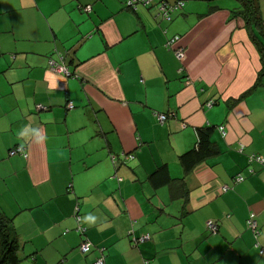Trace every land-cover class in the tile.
<instances>
[{"label": "crops", "instance_id": "crops-1", "mask_svg": "<svg viewBox=\"0 0 264 264\" xmlns=\"http://www.w3.org/2000/svg\"><path fill=\"white\" fill-rule=\"evenodd\" d=\"M127 1L0 0V210L21 264H264V0L255 22L244 0H184L172 21ZM210 126L215 154L184 174Z\"/></svg>", "mask_w": 264, "mask_h": 264}, {"label": "trees", "instance_id": "trees-1", "mask_svg": "<svg viewBox=\"0 0 264 264\" xmlns=\"http://www.w3.org/2000/svg\"><path fill=\"white\" fill-rule=\"evenodd\" d=\"M244 1L246 3H244V8L243 10L240 11V14L243 16L244 20H247L249 18V19H253V21L255 22L257 20V15L255 11L256 5L254 3V0H244ZM129 10H133V9L129 8ZM257 42L259 44V48L262 54V71L258 75L255 86L261 84L264 86V42L261 40L260 42L257 40ZM69 72H70L69 76L75 75L73 72L71 71ZM219 126L217 127L218 130H219ZM212 132H213V127L211 126L203 127L199 129L197 131V139H196L197 142L194 148L190 149L189 151L179 156V162L184 169V174L188 173L197 164L206 160L209 156H213L215 154L214 143L211 139ZM150 180L152 185H154L155 187L166 183L168 184L170 183L169 181L172 179L169 173L167 172L166 168H162L156 171L155 173H153L150 177ZM19 252H20V241L17 234L15 233L12 220L0 210V264H21L22 258ZM87 253H83V254H87Z\"/></svg>", "mask_w": 264, "mask_h": 264}, {"label": "built area", "instance_id": "built-area-1", "mask_svg": "<svg viewBox=\"0 0 264 264\" xmlns=\"http://www.w3.org/2000/svg\"><path fill=\"white\" fill-rule=\"evenodd\" d=\"M126 5L128 8L133 9V10H135L139 5L147 7V8L155 7L156 17H159L165 21H171L173 18V14L175 12H177L180 8L183 7L184 0H128ZM83 10L84 11H90L91 8L86 6L85 8H83ZM178 40H179L178 36H173L167 40L165 45L167 48L173 50V53L178 60H182V58L184 57V48L181 46H179V47L176 46L177 44L175 46H173ZM60 58L63 59V55L60 54ZM49 64L51 67L56 66L55 69L57 71L62 72L65 75V77L70 75L68 68H63L62 65H60V66L55 65L54 61H51V60L49 61ZM208 104L212 106L214 104V101L210 100L208 102ZM72 107H73V104L69 103L68 108H72ZM154 115H155V118L159 124L165 123L167 120H169L170 117L174 116V114L171 111L155 112ZM219 130L223 136L226 135V130H225L224 126L220 125ZM241 149H242V146H241ZM18 153H23V156H25V157L27 156V153H24V148L22 146H15L9 150V155H15ZM126 157L132 158L133 156L132 155H126ZM250 159L255 160L258 163H261L262 165H264V158L261 156L252 155L250 157ZM242 180H243V177L241 175L235 177L236 183L239 181H242ZM228 189H230V186H228V185H225L222 187V191H227ZM77 216H79V215H77ZM78 219H79V217H78ZM247 223H248V227L252 228L253 231L256 230L257 226H256V222H255L253 217H251V219L249 221H247ZM206 227L210 232H214L217 229V224L209 222ZM78 229L80 230L81 234L85 233L86 229L84 227L80 226V228H78ZM148 239H150L149 234H144L138 238H136V237L133 238L135 243H137L139 241H145ZM91 248H92L91 241H89L86 237L83 238L79 244V250L82 253H87L90 251ZM261 252L264 254V250H262ZM93 264H105L103 255L101 254L100 256H98Z\"/></svg>", "mask_w": 264, "mask_h": 264}, {"label": "clouds", "instance_id": "clouds-1", "mask_svg": "<svg viewBox=\"0 0 264 264\" xmlns=\"http://www.w3.org/2000/svg\"><path fill=\"white\" fill-rule=\"evenodd\" d=\"M28 133H29V126H25L24 129L20 132V135L21 136H27ZM41 139H43V138L41 137Z\"/></svg>", "mask_w": 264, "mask_h": 264}]
</instances>
